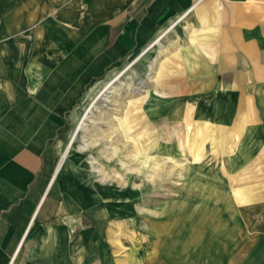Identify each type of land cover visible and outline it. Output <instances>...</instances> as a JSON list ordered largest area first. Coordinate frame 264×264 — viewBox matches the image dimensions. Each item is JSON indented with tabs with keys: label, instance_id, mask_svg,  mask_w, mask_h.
I'll use <instances>...</instances> for the list:
<instances>
[{
	"label": "crops",
	"instance_id": "obj_1",
	"mask_svg": "<svg viewBox=\"0 0 264 264\" xmlns=\"http://www.w3.org/2000/svg\"><path fill=\"white\" fill-rule=\"evenodd\" d=\"M146 65L169 161L212 164L132 264H264V0H0V264H122L119 191L65 181L57 160L86 100ZM68 214L87 223L74 238Z\"/></svg>",
	"mask_w": 264,
	"mask_h": 264
},
{
	"label": "rangeland",
	"instance_id": "obj_2",
	"mask_svg": "<svg viewBox=\"0 0 264 264\" xmlns=\"http://www.w3.org/2000/svg\"><path fill=\"white\" fill-rule=\"evenodd\" d=\"M151 67L146 65V71L142 72L145 79H140L133 66L109 77L98 93L86 100L77 125L57 160L59 173L65 181L75 178L87 180L88 177L94 187H110L119 191V201L126 206L125 227L121 226L120 234L115 232L114 241L109 243L122 264H132L139 259L138 256L152 249L155 242L150 236L151 223L160 224L166 216L162 207L180 199L181 188L190 180L188 171L212 164L193 161L185 152L179 160L169 161L172 157L166 154L172 149L162 146L166 130L153 128L150 124L151 78L147 87H143V81L150 77ZM135 140L139 149L133 153ZM263 165L259 163L258 169L262 170ZM251 180L260 179L254 177ZM61 185L63 188L57 192L60 203L69 194L68 182ZM61 217L71 238L87 226L81 214ZM168 244L175 253L182 249H189L192 253L199 245L197 242L180 241Z\"/></svg>",
	"mask_w": 264,
	"mask_h": 264
},
{
	"label": "bare ground",
	"instance_id": "obj_3",
	"mask_svg": "<svg viewBox=\"0 0 264 264\" xmlns=\"http://www.w3.org/2000/svg\"><path fill=\"white\" fill-rule=\"evenodd\" d=\"M163 46V45H162ZM161 51V50H160ZM152 65V64H151ZM150 77H148V79L147 80H144L143 81V87H147V85H148V81L150 80L149 78H151V75H149ZM151 81V80H150ZM149 91H151V90H149ZM108 135V134H107ZM109 136V135H108ZM138 146H137V144H136V140H135V142L132 144V152L134 153V152H137L138 151ZM115 150V153L116 154H118V149H114ZM95 169H97V168H94L93 170H95ZM98 172H100V170H98ZM100 174H102V173H100Z\"/></svg>",
	"mask_w": 264,
	"mask_h": 264
}]
</instances>
